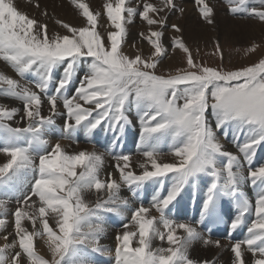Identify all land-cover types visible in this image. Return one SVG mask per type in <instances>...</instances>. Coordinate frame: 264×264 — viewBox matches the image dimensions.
<instances>
[{
	"label": "snow or ice",
	"instance_id": "obj_1",
	"mask_svg": "<svg viewBox=\"0 0 264 264\" xmlns=\"http://www.w3.org/2000/svg\"><path fill=\"white\" fill-rule=\"evenodd\" d=\"M196 2L201 16L212 23L213 8L205 0ZM228 2L232 13L264 21V7H249V0ZM71 3L85 23L58 20L65 32L50 36L46 23L18 10L13 0H0V60L21 79L32 77L22 84L0 72V96L22 104H0V153L7 156L0 164V228L5 231L8 204L13 199L17 204L14 233L8 234L13 239L0 246V264H96L94 254L112 255L100 240L105 216L113 213L127 221L115 237L114 264H213L190 258L189 249L197 240L220 246V240L211 239L209 224L223 219L224 198L235 205L227 221L229 235L254 213L246 236L231 245L232 264H245L242 246L252 253V264H264V163L254 166L258 150L264 149V56L235 69L207 66L194 60L182 38L174 37L171 46L186 54V67L164 73L158 70L168 54L162 42L166 16L161 13L175 9L174 0H161L160 7L145 0L142 10L127 6V0H107L103 9L113 30L106 34L98 30L101 12L82 0ZM137 15L149 26L147 36L140 33L152 47L149 56L123 50L127 24ZM257 47L247 51L254 53ZM42 97L50 105L48 115L42 114ZM58 102L63 112L57 111ZM132 109L140 125L135 141L143 157L139 172L133 153L117 151L132 123ZM21 112L23 127L8 123ZM57 115L64 116L59 128L63 138L75 139L81 130L88 135L98 129L110 132L105 152H68L59 141L51 144L48 136L57 130ZM229 128L242 158L225 150L217 135L227 139ZM165 142L172 162L161 158ZM106 153L118 178L101 176ZM245 180L256 189L254 203L241 189ZM122 186L138 203L121 197ZM149 186L145 206L142 193ZM189 191L193 202L199 198V219L178 221L169 213ZM91 192L97 194L95 201L86 199ZM153 210L159 215H152ZM25 221L31 222V230ZM201 225L207 236L198 230ZM155 239L168 246L154 248ZM38 241L47 246L49 258L38 253Z\"/></svg>",
	"mask_w": 264,
	"mask_h": 264
},
{
	"label": "bare ground",
	"instance_id": "obj_2",
	"mask_svg": "<svg viewBox=\"0 0 264 264\" xmlns=\"http://www.w3.org/2000/svg\"><path fill=\"white\" fill-rule=\"evenodd\" d=\"M52 1H54V0H41V2L44 3L45 5H47V3L51 2L50 8H52L51 10L55 9V12H56L55 16H53L54 18H52V19L49 17V15L48 16H47V14L45 15V12L42 11V9L40 10L38 7H34L27 2H23V0H21V1L20 0H13V3L18 8V10L26 13L30 18H35L39 22L46 23L50 36L55 34V33L63 34L65 32L63 27L57 23L58 20H62L61 18H63L62 21L66 22V23H71L73 26H80V25L85 23L86 18L81 16L79 9H77L71 3V0H55L58 3V5L56 3H52ZM105 2H107V0H86L84 3H87L89 5L90 10H92L94 12H96V11L101 12V8L103 10V4ZM114 2H115V0H113V3ZM143 2H145V0H127V6L139 7V10H142V5L140 3H143ZM146 2L153 3L158 7L161 6V0H146ZM205 2L208 3L209 6L212 7L214 10L213 16L211 17V19L213 20V23H208V22L202 23L201 21H199V19H201L200 14L193 10L196 6H198L196 0H174V4L176 5L175 9H173L171 11H169L168 9H165L164 12L161 13V15L166 16V23L167 24L169 23V24H171V26L173 24H175L181 29V31L177 32L172 27L170 29L164 28L163 29L164 33H165V31L169 30L170 32L169 31L168 32L171 33V35L173 36V37L170 36L169 40L172 41V39L174 37H180L183 40H187L189 38H194L195 41H206V40L208 41L212 38L210 32H211V28L214 27V25H213L214 23H216V28L219 29L218 31L222 32V34L226 33L227 35H232L234 38L235 37L239 38V37H241V34L252 35L253 31L254 32L256 31L255 29L258 28V30H259V27H261V24L262 23L264 24V21H259V19L256 20V19H254V17H253V19H249L250 17L244 13H235L234 14L232 12L229 13L228 11H227V13L226 12L221 13L222 8L225 6L222 3L223 1L205 0ZM225 2H226V5H229L228 0H226ZM64 6H66V7H64ZM72 7L74 9H72ZM249 7H251V5ZM177 8H179V9H177ZM237 14H244L246 16L240 17ZM135 17H137L138 19H141L139 16H135ZM202 19L204 21H206L204 18H202ZM98 20L100 22V24H99V26H100L99 31L100 32L106 34V31L113 30L112 26H110V22L107 20V16L106 17L100 16L98 18ZM138 29L142 33H144L145 36L149 32V26L147 25V23L145 21H143L141 23V25H140V27H138ZM152 29L157 30V26H152ZM134 33L128 32V36H127V39L130 41V43L132 42L134 44V46L132 48H134V50L136 52L148 51L150 49V47H147L145 44L140 42L139 36L137 34H134ZM188 36H189V38H187ZM130 48H131V46H130ZM129 51H130V49H129ZM150 51H152V50H150ZM0 72L4 73V74H6V75H8L14 79L20 80V82L22 84L28 83V82L24 81V79H21V77L19 76L18 73L12 72L10 65L3 60H0ZM28 78L32 79L31 77L27 76V79ZM29 86L31 87L30 84H29ZM0 104L7 105L8 107H18V108L22 107V104H20L15 99H9V98L3 97V96H0ZM48 106L49 105L46 103L42 104V113H44L45 115L49 114V112H48L49 107ZM61 110H62V108H61ZM21 115H22V112L20 114H18L13 120L8 121V122L11 123L14 127L15 126L16 127H23L25 122L20 120ZM55 119H56V121L63 122L64 116L63 115H60V117L56 116ZM129 119L132 121V123L126 129L125 137L128 138V141L131 142L134 140V138L137 135V132H139V128H140L138 114L136 113L135 109H132L130 111ZM56 125L59 126V124H56ZM57 130L59 131V129H57ZM228 133H229L228 134V140L232 142L231 145H229L228 143H227L228 144L227 145L224 142H221V143L224 144L225 150L231 151V152L234 151L233 153L240 155L242 158V154H240L238 152L236 145L233 143L232 130L228 129ZM103 134L102 135L105 136L104 142L107 141V144L104 145V144H102V142L101 143L97 142V144L100 147L92 148L89 146V144L85 140L79 142L77 145H72V144H66L65 145L63 142L64 140L60 141V143L68 152H78L80 150L105 152L104 150H106V147L108 146V143L110 142V138H111L112 134L110 132L108 133V135H106L105 133H103ZM221 134L222 133H220V132L217 133L218 136ZM53 135H56V134H53ZM78 135H81V134L77 133V136ZM87 136L92 137V135H87ZM79 138H81V136H79L75 139H79ZM241 139H243V137H241ZM50 140L53 142H56V139H54V138L52 139V137L50 138ZM95 140H97V139H95ZM131 148H132L131 153H133V156H132L133 167L135 168V170L137 172H139L140 169L137 166V164H138V162H143V157L136 152V146L135 145H132ZM259 156L260 157L264 156V149L258 150V154L255 157V159H258ZM161 158L165 162H172L173 161V157L169 152L167 142H165L161 146ZM6 159H7V156L3 153H0V164L5 163ZM244 172H245V175H247V169H245ZM108 173H112L114 178H118V172L114 168V161L112 160V157L106 153L105 154V163H104L103 170L101 172V176L106 178ZM241 189H242V191L245 192V194L249 197V199L254 203L256 189L251 187L250 181L245 180L241 185ZM151 191H152L151 186H149V194H148L147 198H145V206H147V199L150 198ZM120 195H121V197L128 198L130 204L138 203V201L135 200L131 196V193L129 192V190L125 186H122L121 191H120ZM96 198H97V194L95 192H91V193L86 194V199L89 201H95ZM182 198L190 200L192 198L190 191L185 192ZM12 203L13 202L10 201L8 206H11ZM196 203H197L198 208H199V203H200L199 198H197ZM173 209L169 213V215L171 217L175 218L176 220L184 221V220L190 219L189 215H186L184 213L185 208L181 202H180V209L178 210V212L175 215H172ZM26 210L30 211V209H26ZM121 211L123 212L124 216L129 215L127 209H121ZM151 214L157 215V216L159 215L154 210ZM107 215H109V217H108L109 223H105L106 232H105L104 236L102 237V239L100 240V243L103 246H105L108 249V251L112 253V255H106L103 253L94 254L93 258L96 261V264H114V251H115V244H116L115 237H116L117 232L122 231L121 224L127 223V221L124 220L121 216H117L114 213L113 214H107ZM252 218H254V213H253V215L247 217V219H246L247 226L250 223V220ZM195 219H198V218L196 217ZM49 222H50V224L54 223V221L52 219H50ZM25 226L28 227L29 230H31L30 224H25ZM8 227H6V230L8 229L7 231H5V229H3V228H0V233H2L1 235L5 234V232H6L5 235H8L10 233H14V229H12L14 226L12 228H11V225L9 228ZM199 229H198L199 231H201L202 233L205 234V236H207L206 233L201 228H199ZM129 230H132L131 227ZM179 234L182 235L183 234L182 231L179 232ZM10 239H13V235H8L7 240H5L2 237V239H0V240H2L3 242L0 243V246L1 245L3 246L4 243L6 244L8 240L10 241ZM211 239L213 241L214 240H220V246L217 247L215 244L205 245L202 240H197L193 243L192 247L189 249L190 258L197 260V261L207 260V261L213 262V264H232V260L234 259V254L231 251V245L233 243H235V241H229L225 238H215V237H211ZM135 244H136V242L134 240L133 246H135ZM160 246L167 247L168 245H167V243L162 242L159 239H155L153 241V247L155 248V247H160ZM16 250H18V249H16ZM242 250L244 251L245 264H252V260H253L252 253L247 250L246 246H242ZM37 251L39 254L44 255L46 258H49V256H50V254L48 253V250H47V246L43 243V241L37 242ZM12 252H13V249H9L8 255L11 256Z\"/></svg>",
	"mask_w": 264,
	"mask_h": 264
},
{
	"label": "rangeland",
	"instance_id": "obj_3",
	"mask_svg": "<svg viewBox=\"0 0 264 264\" xmlns=\"http://www.w3.org/2000/svg\"><path fill=\"white\" fill-rule=\"evenodd\" d=\"M82 1L85 2L86 0H82ZM220 1H223L222 3L225 5L222 8L221 13H224V12L227 13V11L230 13L231 11L229 9L233 5H230V4L226 5V2H225L226 0H220ZM23 2H27V3L31 4L32 6H34V7H38L40 10L42 9V11H44L47 14V16L49 15V17L51 19L54 18L53 16H55V13H56L55 9L51 10L52 8H50L51 2L50 3L46 2L47 5L42 3L41 0L40 1L39 0H23ZM52 3H56L58 5V3L55 0L52 1ZM143 3H140V4L142 5ZM248 5L249 6L251 5V7H257V8L264 7V5H262L260 3V0H249ZM64 7H66V6H64ZM199 8H200V6L198 5L193 10L200 14ZM72 9H74V8L72 7ZM177 9H179V8H177ZM105 15L106 14H104V9L102 10V8H101V16L106 17ZM237 15H239L240 17H243V16L245 17L246 16L244 14H237ZM137 16H139V15H137ZM249 17H250L249 19H253V17H251V16H249ZM200 18L201 19H199V21H201L202 23L203 22H207V20L204 21L202 19L203 17L201 16V14H200ZM61 19L63 20V18H61ZM254 19L257 20L258 18L254 17ZM142 22H143L142 19H138L137 17H134V19L130 22V24L129 23L127 24V31L128 32H132V33L135 32L134 34H137L139 36L140 42L145 44L147 47H150V49L148 51L136 52L134 50V48H132L134 46V44L132 42L130 43V41L127 39L126 43L123 46L124 47L123 49H124L125 53L126 52L128 53V55L134 56L137 53H140V54H142L144 56H149L151 54L150 50H152V47H151L149 41L147 39H145V38H142L140 36V33H142V32L138 29V27H140ZM99 24H100V22L98 23V30H100ZM166 25L167 26L165 27V29H167V28L170 29L171 28V24H169V23L167 24L166 23ZM213 25H214V27L211 28V32H210L211 36H212V38L210 40H208V41L207 40L206 41H195L194 38H189V36L187 37L189 39L183 40L184 43L189 47L190 51L192 52L194 60L196 62L204 64V65H207V66L223 67L225 69H235V68H238V67H241V66H247V65H249L251 63H254V62H256L258 60V58H260L261 56H264V24L263 23L261 24V27H259V30L257 28V29H255L256 30L255 32L253 31L252 35L241 34V37H239V38H236V37L234 38L232 35H227L226 33L222 34V32L218 31L219 29L216 28V23H214ZM110 26H111V24H110ZM168 31L169 30L165 31L163 39H162L163 44L165 45V47L168 50V54L163 57L162 61L160 62L159 66H158V70L161 71V72H164V73H168L169 71H173L176 68L186 67V54L181 49H173L172 48V46H171L172 45V41L169 40V37L172 36V35H171V33H169L170 31L169 32ZM147 34H146V36H147ZM217 44L219 45L220 51H217ZM253 44L258 45V47H257V49H256V51L254 53H249L247 51V49L250 48ZM130 46H131V48H130ZM129 49H130V51H129ZM221 54H222V57H223L222 60H221ZM11 70H12V72L16 73V71L12 67H11ZM28 77H31V75L29 74ZM28 80H30V79L29 78L27 79V77L24 79V81H26V82H28ZM45 100H46V98L44 99L42 97V104H44V103L48 104L47 101H45ZM19 103L21 104V102H19ZM81 103H83V102L81 101ZM58 104L59 105H58L57 111L58 112H63L62 111L63 110L62 102H58ZM48 107L50 108V105ZM61 108H62V110H61ZM48 112H49V109H48ZM42 114H44V113H42ZM57 116L60 117V115H57ZM62 123L63 122L56 121V124H59V126H57V129H59V127L62 126ZM229 129H231V128H229ZM81 133L83 134L84 131L81 130ZM53 134H56V135H53ZM102 134L103 133L100 134V137L102 136V138L105 139V136H103L104 134L103 135ZM87 135H88L87 133H86L85 136L81 135V138H79V139L63 138V137H61L59 135V131L56 130L55 132L51 133L48 136V139H49L51 144H55L57 141L60 142V141L64 140L63 142H64L65 145L66 144L77 145L79 142L85 140L89 144V146L92 147V148L100 147L97 144V140H99V143H101L100 142L101 141L100 137L97 140H95L96 138H93L92 139L93 141H92L91 140V136L89 137ZM138 136H139V132H137V135L135 136V138L133 140L134 145H135V140L138 139ZM219 136H220L221 142H224L225 144L228 143L229 145H231L232 142L229 141L228 138L224 139L222 134L219 135ZM51 137H52V139L53 138L56 139V142L51 141L50 140ZM76 138H77V136H76ZM232 152H234V151H232ZM260 163H264V156L263 157L259 156L258 159L254 158V166L259 165ZM245 169H247L246 165H245L244 170ZM11 201L13 203H12L11 206H8V210H9L8 215L9 216L7 215V217H6V220H7L6 227H8V226L10 227V225H11V228H12L14 226V216L12 215V213H14L15 208L17 207V204H15L16 201L14 199L11 200ZM108 217H109V215L105 216V223H109V218ZM0 218H4V217H0ZM24 224H30L31 225V222L30 221H25ZM12 229H14V227ZM1 234L2 233H0V239H2V237H4L6 232L3 235H1ZM1 242H3V241L0 240V243ZM9 242L11 243L12 239H10V241L9 240L7 241V243H9Z\"/></svg>",
	"mask_w": 264,
	"mask_h": 264
}]
</instances>
